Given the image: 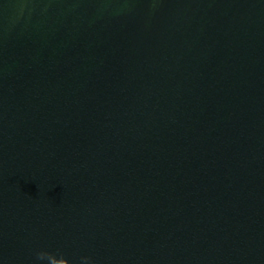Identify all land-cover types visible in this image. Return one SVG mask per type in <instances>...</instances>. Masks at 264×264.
Segmentation results:
<instances>
[{"label":"water","instance_id":"obj_1","mask_svg":"<svg viewBox=\"0 0 264 264\" xmlns=\"http://www.w3.org/2000/svg\"><path fill=\"white\" fill-rule=\"evenodd\" d=\"M0 264H264V0H0Z\"/></svg>","mask_w":264,"mask_h":264}]
</instances>
